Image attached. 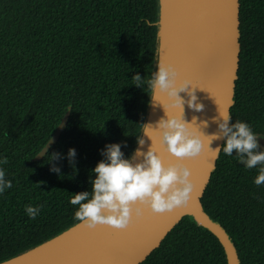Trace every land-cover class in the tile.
Wrapping results in <instances>:
<instances>
[{
	"label": "trees",
	"instance_id": "obj_1",
	"mask_svg": "<svg viewBox=\"0 0 264 264\" xmlns=\"http://www.w3.org/2000/svg\"><path fill=\"white\" fill-rule=\"evenodd\" d=\"M158 0H0V261L58 234L118 179L146 114ZM235 104L201 202L264 264V0H240ZM70 115L58 141L32 158ZM141 264H228L184 216Z\"/></svg>",
	"mask_w": 264,
	"mask_h": 264
},
{
	"label": "water",
	"instance_id": "obj_2",
	"mask_svg": "<svg viewBox=\"0 0 264 264\" xmlns=\"http://www.w3.org/2000/svg\"><path fill=\"white\" fill-rule=\"evenodd\" d=\"M157 55L132 153L104 199L51 238L0 264H141L184 217L212 233L228 264L232 236L203 208L235 104L240 0H158ZM32 158L58 141L70 115ZM250 143L264 151V137Z\"/></svg>",
	"mask_w": 264,
	"mask_h": 264
}]
</instances>
